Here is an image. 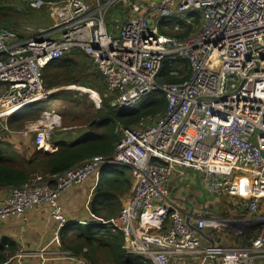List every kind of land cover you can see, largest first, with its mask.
Instances as JSON below:
<instances>
[{"label":"built area","instance_id":"2783aa9c","mask_svg":"<svg viewBox=\"0 0 264 264\" xmlns=\"http://www.w3.org/2000/svg\"><path fill=\"white\" fill-rule=\"evenodd\" d=\"M18 1L46 11L52 26L35 32L0 27V120L47 100L52 91L43 84L45 69L73 51L94 64L103 80L101 97L110 107L132 108L160 92L166 108L134 127H118L111 155L9 190L0 201V219L21 218L45 205L56 224L45 245L29 251L17 247V259L85 264L63 248L62 231L73 222L59 199L118 164L129 169V196L115 218L87 224L120 231L125 255L150 264H264V0ZM119 1L128 16L116 21L111 34L105 13ZM188 27L194 31L176 36ZM164 75L179 82H165ZM101 97L92 101L96 109ZM52 129V124L30 125L20 135L34 134L35 146L53 154ZM175 169L194 172L207 194L237 198L234 213L215 216L210 203L188 204L183 212L168 189ZM243 179L249 180L246 196ZM219 235L245 244H216Z\"/></svg>","mask_w":264,"mask_h":264},{"label":"trees","instance_id":"16d2710c","mask_svg":"<svg viewBox=\"0 0 264 264\" xmlns=\"http://www.w3.org/2000/svg\"><path fill=\"white\" fill-rule=\"evenodd\" d=\"M44 1L52 2L56 0ZM11 11L12 9L5 6L4 0H0V27L15 31L12 28V23L15 20L10 18ZM195 23L197 22L195 21ZM191 28H187L186 34L192 32ZM167 34L172 35L173 33L167 32ZM176 36L183 38L185 35L177 34ZM72 53L65 60L51 64L45 69L43 84L47 90H53L60 85L63 79L62 69L65 70V79L69 78L71 70L76 69L75 63L69 57L83 54L79 51H73ZM84 57L89 60L86 56ZM167 66L165 64V69ZM184 70H186V66H184ZM162 80L168 83L179 82L177 79L166 75L163 76ZM57 95L61 103L65 105L73 104L70 106L72 109L66 110L65 115L62 116L63 122L72 117L64 128L81 127L83 138L76 142L63 139L57 140V142L52 141L57 148V151L53 154L42 153L34 145L35 152L30 156L23 157L14 150L13 145L4 140L6 136L3 133V138H0V189L10 190L28 183L31 184L33 176H39L38 178L41 181L53 178L93 157L109 156L114 152L119 139L118 127H134L143 120L152 119L163 114L166 108L164 96L160 92L149 95L150 99L145 103L142 100L136 106L123 110L110 107L108 100H103L100 108L95 109L92 105H87L85 101H69L68 98L73 93L68 91H58ZM61 103L57 108H63ZM75 107H82L86 113L74 116L73 110L76 109ZM41 113L37 110L19 113L9 118L10 120L7 123L9 127H13L26 121H34L39 118ZM75 121L80 124L75 125ZM119 167L124 166L112 165L110 168L112 172L108 173L105 178L100 179L95 187L94 206L92 205L91 209V214L95 218L107 221L113 217L116 214L117 206H120L119 196L130 189V180L124 172L126 168L120 170ZM97 202L99 204L95 207ZM66 227V233H62L63 248L82 256L91 264H100L98 260L100 251L104 254L108 264H147L139 257L124 254L121 249L123 244L122 234L114 227L101 223L87 224V222H73ZM83 250H86L87 253L81 255L80 253ZM16 251L17 245L12 242H8L6 246L0 245V264H6L8 257Z\"/></svg>","mask_w":264,"mask_h":264},{"label":"rangeland","instance_id":"374dc122","mask_svg":"<svg viewBox=\"0 0 264 264\" xmlns=\"http://www.w3.org/2000/svg\"><path fill=\"white\" fill-rule=\"evenodd\" d=\"M106 1L107 0H101V3L105 4ZM4 4L5 6L12 9L10 18L12 20H15L12 23V28L16 32H21L23 31V29H26V28H29L32 30V32H35L36 29L46 28V27L50 28L52 26V20L50 19V17L44 10L43 11L42 10L40 11L30 10L18 0H4ZM126 9H127L126 4L123 1L116 2L106 9L105 23H106V30L109 33L112 32L111 27H112L113 21L120 22L128 16L127 11L126 13H124ZM15 17L17 18L15 19ZM72 54L73 53H71L70 55ZM69 58L73 61V63H75L76 69L71 70L69 72V78H66V79L64 76L65 70L63 69L61 70V75H63V79L60 82V85L55 87L53 90H50L52 91L53 95L51 94L52 96L50 95L51 97H49L47 100L40 101L38 103H35L31 106H28L20 110V111L25 110V112H31L35 110L42 112L39 115L38 119H35L34 121H26L19 125L18 124L14 125L13 127H9L7 123V121L10 119L0 120V138H3V133H5L6 138L4 140L10 143L11 145H13L14 150H15V145H16L18 149V154L20 156L22 155L23 157H26L27 151H29L28 154L32 152L31 155L35 152L34 146H31V143H33L34 141L33 140L34 134H31L28 136L29 141H20L19 138L16 139L18 134L23 132L30 125H32V127H43V126H48L52 124L53 129L50 130V136H49V139L51 142L57 141V140L59 141L60 140L59 136H62L61 138L68 140L67 138L74 136L71 133L78 132L80 129H82V128H77V129H65L64 128V126L68 124L69 121H71L72 117H70V119H67L66 122H63L62 116L65 115L66 110L72 109L70 108V106H72L73 104L65 105L64 103H61L62 104L61 107L63 108L60 109V112L56 111L58 105L60 104L59 96L57 95L58 91H68L69 93H73V95L68 98L69 101H85L87 105H92V107L96 108L86 92L87 91L96 92L101 97V94L104 91L102 77L100 76L98 71L95 69L94 64L88 59H86L83 55L70 56ZM44 76H45V73H44ZM149 99L150 97L147 96L143 99L142 102L145 103V101H148ZM103 100L104 99L101 97V101ZM75 108L76 109L73 110L74 116L86 113V111H84L82 107H75ZM45 111L46 113H44ZM16 113L17 112L12 113V115ZM47 116H51V117L54 116L55 120H50V119L46 120ZM74 124L78 125L80 123L78 121H75ZM119 169L123 170L124 167H119ZM105 170L106 172L104 173V175L102 177L100 176L101 179L105 178L109 173L108 168H106ZM124 172L126 173L127 178H129L130 177L129 171L124 169ZM38 177L39 176H33L31 184L37 183L39 181ZM172 178H171V181H172ZM191 178H193V176ZM171 181L169 183V186L171 184ZM185 181L186 180H182V183H184ZM188 181L190 183L189 178H188ZM193 188L195 192H198L201 195V197L197 199V204L199 206L202 205L204 201H206V198H207L210 201L209 203L212 205V211L215 216H218V217L230 216L231 214L234 213L233 207L238 202L237 198H230L223 194H207L202 182L200 181H197L196 185L193 186ZM187 195H188V190H183L181 194V198H185L187 197ZM97 204H95V207L97 206ZM88 208L91 211L92 205L88 206ZM62 210H63V206H62ZM119 210H120V206H117L116 214L119 213ZM66 212L68 213V211ZM63 213L67 217V220H70V215L65 213L64 210H63ZM80 214L85 216V211L82 208L80 209ZM116 216L111 217L110 219H113ZM66 231L64 232V234L66 233ZM236 242H241V241L236 240ZM85 253L87 252L83 250L80 254L83 255ZM75 255L77 257H80L84 261L85 264H88V261L85 260L82 256L77 255V254ZM16 256L17 255L14 253L12 254V256L8 257L7 260H16L17 259ZM25 259L29 260L28 258H25ZM19 260L21 259L19 258ZM98 260L100 264H108L102 251H100L98 254ZM37 262L39 264H52L49 262H46V263H43L40 261H37Z\"/></svg>","mask_w":264,"mask_h":264},{"label":"crops","instance_id":"0c3cea01","mask_svg":"<svg viewBox=\"0 0 264 264\" xmlns=\"http://www.w3.org/2000/svg\"><path fill=\"white\" fill-rule=\"evenodd\" d=\"M115 27L116 26L111 27L112 30L111 34H114ZM56 111L60 112V109L57 108ZM77 128H81V127H70L65 129H77ZM82 132L83 129H80L78 132L71 133L74 136L69 137L67 139L72 140L73 142L79 141L83 138V136H81ZM28 136H22L18 134L16 139L19 138L20 141H29ZM61 137L62 136H59L60 140L63 139ZM63 140L67 141L66 139ZM50 144L55 146L51 141ZM34 145L35 144L33 141V143H31V146ZM15 150L18 153V149L16 145H15ZM28 152L29 151H27L26 156H30L32 153L31 152L30 154H28ZM110 167L111 166H108L106 168H110ZM106 168H102L97 173L91 175L86 182H83L80 185L73 186L72 189L71 188L68 189L61 195L59 202L61 206H63L64 212L67 213L66 211H68L67 214L70 215V221L83 223V222L91 221L93 218H95L91 214V211L88 208V206L91 205L94 206L93 199H94L95 187L99 183L101 177L106 172L105 170ZM110 171L112 172V169L109 170V173H111ZM192 176L193 178H191ZM172 177L173 178L169 186L170 188L168 187L170 197L172 198L173 201L181 205L180 207L184 210L183 212L187 211L188 204H193V205L196 204L197 206H199L197 204V199H199L201 195L198 192H195L193 188V186L196 185L197 181H199L198 176L191 171H178L175 169ZM188 178L190 179V183L188 181ZM128 179L130 180V177ZM182 180H186V181L182 183ZM248 186H249V180L243 179V185H241V188H242V194L244 196L248 194ZM130 189H131V185H130ZM130 189L126 193L119 196L120 207L123 200L127 199V197L129 196ZM183 190H188V195L185 198H181V194ZM8 194H9L8 189H0V201L6 198ZM209 202L210 201L206 198V201H204L202 205H207ZM81 208L85 211V216L80 214ZM114 216H116V214ZM66 226H69V224H67ZM55 227L56 224L50 216V209L48 206L45 205L27 211L25 215L21 218L0 219V245L6 246L8 242H12L16 244L20 250L29 251L38 248L42 245H45L48 242L50 234L52 233ZM214 241L216 244H222V245L245 244L244 241L236 242V239L222 235L216 237ZM24 260L26 259H21L20 261L18 259L7 260L6 264H39L37 260L35 261V259L21 262ZM143 261L146 262L145 260ZM49 263L60 264L51 261H49Z\"/></svg>","mask_w":264,"mask_h":264},{"label":"bare ground","instance_id":"6f19581e","mask_svg":"<svg viewBox=\"0 0 264 264\" xmlns=\"http://www.w3.org/2000/svg\"><path fill=\"white\" fill-rule=\"evenodd\" d=\"M197 23H198V21H197V19L195 20ZM195 21H194V24H197V23H195ZM47 28V27H46ZM172 28H169V30H171ZM192 31H194V29H192ZM187 32V31H186ZM186 32L184 33V35L186 34ZM69 55V54H68ZM68 55H66V56H68ZM65 59V58H64ZM63 59V60H64ZM43 79H44V77H43ZM81 91V90H80ZM82 92V91H81ZM84 93V92H83ZM87 94H88V96H89V98H90V100L91 101H94L95 103H97V101H98V95H97V93H95V92H92V91H87L86 92ZM25 112V110H23V111H17V113L16 114H19V113H24ZM13 113H15V112H13ZM16 114H13V116L14 115H16ZM12 115V114H11ZM8 119V118H7ZM122 166H124V167H126L125 165H122ZM111 168V167H110ZM110 168H108L109 170H110ZM127 168V167H126ZM129 170V169H128ZM105 171V170H104ZM103 171V172H104ZM67 230V227H65V229L63 230V232L62 233H64L65 231ZM142 259V258H141ZM144 260V259H143ZM146 261V260H145ZM148 264H150L148 261H146Z\"/></svg>","mask_w":264,"mask_h":264},{"label":"water","instance_id":"95a60500","mask_svg":"<svg viewBox=\"0 0 264 264\" xmlns=\"http://www.w3.org/2000/svg\"><path fill=\"white\" fill-rule=\"evenodd\" d=\"M112 26H117V22H116V21H113V22H112ZM46 154H47V153H46ZM263 156H264V154H263ZM245 203H246V204H250V199H249V198L245 199ZM186 224H187L188 226H190L188 220L186 221Z\"/></svg>","mask_w":264,"mask_h":264}]
</instances>
